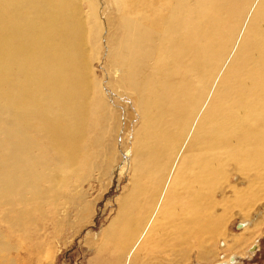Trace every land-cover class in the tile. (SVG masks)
<instances>
[{
	"label": "bare ground",
	"instance_id": "bare-ground-1",
	"mask_svg": "<svg viewBox=\"0 0 264 264\" xmlns=\"http://www.w3.org/2000/svg\"><path fill=\"white\" fill-rule=\"evenodd\" d=\"M103 1L111 8L109 87L117 99L129 90L143 135L130 154L117 232L106 240L119 241L116 256L148 245L151 263L167 248V264L191 254L207 262L216 242L243 247L264 217V0H149L145 23L134 21L135 0ZM101 2L0 0V205L26 206L18 224L73 200L61 189L69 177L86 181L91 158L81 162L82 150L102 145L86 131L93 122L107 134L103 120L112 109L90 68L99 54ZM62 159L75 174L42 175ZM103 162L94 167L99 174L109 166ZM230 199V209L218 206ZM232 212L241 234L227 229Z\"/></svg>",
	"mask_w": 264,
	"mask_h": 264
},
{
	"label": "rangeland",
	"instance_id": "rangeland-1",
	"mask_svg": "<svg viewBox=\"0 0 264 264\" xmlns=\"http://www.w3.org/2000/svg\"><path fill=\"white\" fill-rule=\"evenodd\" d=\"M101 1L99 8L100 12L102 11V16L99 19L102 32L100 38L97 39L99 54L90 61V68L98 88L103 90L100 91V94L104 103H107L112 109V114L108 117L106 114L103 120L105 130L108 129L107 134L103 135V132L97 130L93 122L86 131L87 135L90 136L89 139H99L102 145L97 153H94L96 147L83 148L81 162H84L86 158H91L90 163H86L87 165L85 164L82 169L86 181L80 182L78 176L69 177L67 189H61V192H68L73 196V200L68 205L63 203L55 209H44L41 214L34 213L31 222L27 218H23L19 224L17 219H20L19 215L22 207L26 206L16 205L10 211L0 205V264H167L166 259H163L167 253V248H164L165 250L162 253L156 254L154 263H151L147 259V254L152 253L151 249L147 247L148 245L143 248L139 246L129 248L125 255L116 256V251L120 249L119 241L109 242L106 240L109 236L111 237L112 233L116 234L117 232L118 223H114L118 221V218L115 219V217L118 215L120 198L124 196L125 190L128 191V186L131 183L130 162L132 159L130 154L134 152L133 143L143 135L140 133V116H138V112L133 111L132 104L129 105L124 96V94L130 95L129 90L125 88L121 98L117 99L115 93L109 87L111 74L109 70L111 68L108 62L110 50L107 40L108 27L106 19L110 16L111 8L105 1ZM129 1L132 0H127V3ZM103 2L105 3L104 6H102ZM135 4L133 9L131 7L132 15L136 16L134 21L139 19L145 23L146 19L144 17L152 13L150 11L152 5H150L149 0L140 3L135 0ZM82 10L86 11V6H82ZM91 26V21L88 23L85 21L86 31H90ZM85 49L87 56H90L89 35L85 43ZM140 56L137 55L138 60ZM148 64L149 62L146 63V65ZM94 102L95 100L92 101L93 104ZM40 148L43 155L49 154L45 147ZM97 159L101 162H109L105 174H99L94 169L101 163L95 161ZM48 166L47 169L42 170L43 176L54 175V169L56 174L61 177L62 171L69 168L63 159L56 164L48 163ZM72 174L75 173L70 169L68 176ZM62 179L60 180L62 181ZM74 183L77 186H73ZM75 187H77V192L74 191ZM227 201L219 202L218 206L223 209H230L229 205L234 203V200ZM260 201L264 204V199ZM87 205L90 206V212L85 217L83 207ZM147 208L150 209V207ZM259 211L264 215V205L263 208H259ZM237 215L234 212L229 213L230 217L226 219L227 229L233 234L243 232L242 228L237 229V225L241 223V218ZM5 216L13 224L5 221ZM114 220L117 221L114 222ZM109 225H113V227L110 226V230L108 229ZM112 228H114V231H112ZM246 236L248 239L244 242V246L236 250L221 249L216 242L212 249L213 256L207 262H199L195 255L191 254L188 260L186 259L187 263L178 259L174 264H217L230 258L234 253L237 254V257L231 264H264V217L259 229L255 231L253 236L251 235V238L249 234ZM101 242L102 244H100ZM251 242L254 243V246H258L255 252L252 250L254 247L249 251L247 250Z\"/></svg>",
	"mask_w": 264,
	"mask_h": 264
}]
</instances>
